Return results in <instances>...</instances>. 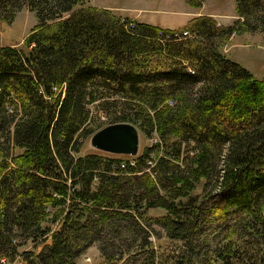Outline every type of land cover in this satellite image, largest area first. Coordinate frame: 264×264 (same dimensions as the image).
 <instances>
[{"label":"trees","instance_id":"obj_1","mask_svg":"<svg viewBox=\"0 0 264 264\" xmlns=\"http://www.w3.org/2000/svg\"><path fill=\"white\" fill-rule=\"evenodd\" d=\"M87 1L0 0V19L37 18L26 51L0 46V264H75L94 243L104 264H264V78L219 52L264 33V0H235L230 26L180 29ZM96 102L114 115L88 127ZM116 122L158 141L124 168L80 154ZM200 181L214 188L193 194ZM141 218L179 244L155 249Z\"/></svg>","mask_w":264,"mask_h":264},{"label":"rangeland","instance_id":"obj_2","mask_svg":"<svg viewBox=\"0 0 264 264\" xmlns=\"http://www.w3.org/2000/svg\"><path fill=\"white\" fill-rule=\"evenodd\" d=\"M198 5L192 6L186 0H88L84 5L99 8L110 9L115 14L121 17L130 19V23L141 22L149 23L153 26L160 25L173 29H180L187 23V21L195 16H209L215 19L218 26H230L239 17L236 15L235 0H197ZM122 14V15H121ZM37 23V18L34 12H31L26 6H23L16 15L10 20L0 19V46L11 45L22 50H27L25 41L29 32ZM130 25V24H129ZM163 28V27H161ZM165 29V28H163ZM161 29L160 31H164ZM190 34L188 33L187 36ZM219 52L228 57L230 60L239 63L256 79L264 78V33L260 31H240L233 33L226 41H222L219 46ZM89 106L90 115L93 116L94 121L88 127H97L113 118L112 113L101 109H96L95 105ZM169 105H172L170 101ZM118 107L111 108L110 111H118ZM116 114V113H115ZM109 119V120H108ZM139 129V128H138ZM139 149L138 153L143 152L147 147H151L157 143L158 139L153 133L146 136L142 130L139 129ZM90 137L88 135L80 147V154L87 153H105L114 155L122 159H130L128 155H115L99 151L90 145ZM192 145V144H191ZM150 157H155L157 151L155 150ZM213 184V183H212ZM211 184V185H212ZM211 188L209 183L205 185L204 182H196L192 186V193L200 195L208 193ZM164 213L163 209L155 208L147 211V216L156 217ZM137 223L146 226V231L149 235V240L152 241L153 247L159 249L165 246L169 248L176 247L179 243L171 241L165 236V232L156 224L147 225L144 219L137 220ZM126 232L125 234H127ZM4 262V259L2 260ZM135 259V263L137 264ZM75 264H104L102 255L99 250L98 243H94L87 247L85 251L76 259Z\"/></svg>","mask_w":264,"mask_h":264},{"label":"water","instance_id":"obj_3","mask_svg":"<svg viewBox=\"0 0 264 264\" xmlns=\"http://www.w3.org/2000/svg\"><path fill=\"white\" fill-rule=\"evenodd\" d=\"M139 129L128 122L108 124L90 137V145L115 155L136 156L139 149Z\"/></svg>","mask_w":264,"mask_h":264},{"label":"built area","instance_id":"obj_4","mask_svg":"<svg viewBox=\"0 0 264 264\" xmlns=\"http://www.w3.org/2000/svg\"><path fill=\"white\" fill-rule=\"evenodd\" d=\"M130 25L132 26V23H130ZM158 33H159L160 35H162L163 37H166V38L171 37V35H170L169 33L160 32V31H158ZM175 35H176V34H175ZM182 35H187V31H183V32H182ZM55 89H56V88H54V90H55ZM126 163H128V164H130V165H134V164H135V159H133V158L130 157V159H128L127 162H126V161H121V162H120V167H121V168H124V167L126 166Z\"/></svg>","mask_w":264,"mask_h":264},{"label":"crops","instance_id":"obj_5","mask_svg":"<svg viewBox=\"0 0 264 264\" xmlns=\"http://www.w3.org/2000/svg\"><path fill=\"white\" fill-rule=\"evenodd\" d=\"M122 15V14H121ZM144 23V22H143ZM147 24H149V23H147ZM151 25V24H150ZM156 26H160V25H156ZM161 27H163V28H165V29H173V28H168V27H164V26H161Z\"/></svg>","mask_w":264,"mask_h":264}]
</instances>
